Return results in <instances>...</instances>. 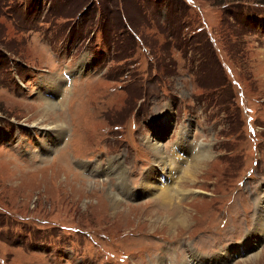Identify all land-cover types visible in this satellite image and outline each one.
<instances>
[{"label":"rangeland","instance_id":"374dc122","mask_svg":"<svg viewBox=\"0 0 264 264\" xmlns=\"http://www.w3.org/2000/svg\"><path fill=\"white\" fill-rule=\"evenodd\" d=\"M7 1L0 264H264V232L255 234L264 197V0ZM180 18L187 24L178 34L164 31ZM55 76L63 83L54 95L46 86ZM48 96L59 105L53 117L41 111ZM42 115L66 131L61 139L46 131L50 150L34 126ZM182 135L210 154L184 184L195 191L173 207L156 191L127 192L113 160L137 190L155 164L150 142L174 160ZM94 182L106 183L104 194ZM109 190L122 207H112ZM176 211L189 213L187 224ZM255 253L257 263H247Z\"/></svg>","mask_w":264,"mask_h":264},{"label":"bare ground","instance_id":"6f19581e","mask_svg":"<svg viewBox=\"0 0 264 264\" xmlns=\"http://www.w3.org/2000/svg\"><path fill=\"white\" fill-rule=\"evenodd\" d=\"M61 83H63L62 77H61V79L56 77V78L51 79L49 81V84L46 86V88H48V86H49V89H50V87H51L52 91H50V92L55 95L57 92L60 91ZM43 99H44V103L42 105H44V104L45 105H44L43 110L41 109L42 114H44V116H46L50 113H52V114H50L48 116L57 115V113H58L57 107H59V105L56 104L55 100H52L51 98H49V96H48V98H43ZM48 116H46V117H48ZM42 117H43V115H42ZM51 117H53V116H51ZM46 122H45V118L43 117V119L40 122L35 123L34 126L38 127L39 129H43L45 131V137H47V138H44L43 142L48 147V149L50 150V148H52V147L54 148L55 146H54L53 142L51 141V138L49 137V135H47V132H50L51 134H54L58 138L61 139V137L64 136V133L66 131H65L64 125L61 123L57 124L58 122H56V123H46ZM57 132H59V133L57 134ZM184 134L187 135L189 133L184 132ZM186 135H182V138H184V139H181V141H179L176 144V148H175V146L173 148L172 156L174 157V160H171V158L169 156L164 155V151L162 150V146L158 141L150 142L149 147L155 153V157H154L155 164L152 166L151 169L149 168L150 170H148L145 180L141 181V187L137 190L135 188L131 187V185L128 184V182H126V180H125V174H127L126 168H124V166L119 164L121 162L118 159L113 160V163L115 164V166L118 170V177L121 178V180L125 183L126 191L129 192L130 194H138V193L152 194L154 191H156V193H155L156 198L159 199L163 204H165V205L169 204L172 207L175 204L173 201L176 200V201H178L176 203L181 204L184 201V199H183L184 197H188L189 193L194 192L195 190L192 188L186 189L184 184L188 181L194 183L198 179L197 173H198V168H199V162L203 161V160H201L202 157H205V158L210 157V154L206 149L205 150L208 153L205 150L202 152L199 151V149L196 150L198 143H196V145H193V142L191 140H187L189 138ZM186 140L188 142L187 144H186ZM186 146L190 147L189 150L191 151V154H188V156H186V157H181L180 152L184 151ZM192 155H193L192 162L190 163L189 166H185V164L188 161V157H190ZM182 163H183V167H182ZM158 172H160L159 175H158ZM181 172H182V174H181ZM79 175H81V174H79ZM162 179H163V182H162ZM91 183L93 184V182H91ZM94 184H95L96 188H93V189L98 188V190L100 189L99 191L104 194L106 183L94 182ZM95 191H97V190H95ZM116 194L112 190H109L107 192L108 198L111 202L110 204L112 205V207L114 209H116L118 207H122L124 205L122 198H119L118 195H116ZM258 204L260 207V215L258 216L257 221H256V225H257L256 227L257 228H256L255 234L257 235V238H258V234L261 231L264 232V197L263 198L260 197V201ZM176 212H177L176 213L177 221H179L182 224H187L188 221L190 220L189 219V213L186 212V213L180 214L178 211H176ZM173 222L174 223H172V222H166V223H169L171 225L173 224V226H174L176 221H173ZM182 224H180V225H182ZM251 236H253V232L250 234L249 237H251ZM259 255H260V253L259 254L255 253V255L250 257V260L247 263H257L256 261H257V258L259 257ZM192 256H193V258L195 257V255H192ZM219 257H221V256H219ZM229 257H230V255H229ZM229 257H227V258H229ZM196 258L200 259V257H198V255H196ZM160 264H165V263H164V261H161Z\"/></svg>","mask_w":264,"mask_h":264},{"label":"trees","instance_id":"16d2710c","mask_svg":"<svg viewBox=\"0 0 264 264\" xmlns=\"http://www.w3.org/2000/svg\"><path fill=\"white\" fill-rule=\"evenodd\" d=\"M36 4H37V1H34L33 3H30L29 5H28V8L29 7H32V6H34V7H36ZM10 6H9V3H8V1L7 0H0V14L3 16H5L6 18H10V16H11V14H10ZM175 22V21H174ZM170 22L171 24H170V26H169V30L168 31H166L165 29H164V31L165 32H170V31H175L176 30V33L178 34V32H179V30L181 29V28H183V25H185L186 26V21L185 20H183V18H180L177 22ZM103 27H105V26H103ZM140 36H142L141 34H140Z\"/></svg>","mask_w":264,"mask_h":264}]
</instances>
